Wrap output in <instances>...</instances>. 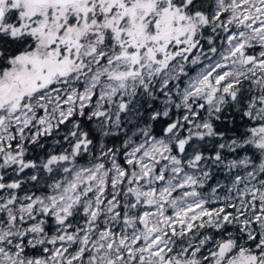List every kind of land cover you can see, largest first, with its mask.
<instances>
[{
    "label": "rangeland",
    "instance_id": "obj_1",
    "mask_svg": "<svg viewBox=\"0 0 264 264\" xmlns=\"http://www.w3.org/2000/svg\"><path fill=\"white\" fill-rule=\"evenodd\" d=\"M2 3L4 10L20 7L11 34L22 32L30 4ZM139 3H129L135 19ZM214 3L210 15L189 12L181 26L220 15L221 44L210 39L207 61L202 54L162 69L152 86L174 82L163 93L150 92L147 79L142 85V74L114 78L92 102L88 89L64 93L61 111L59 103L26 96L13 106L2 92L0 264H264V0ZM77 6H56L47 16L46 5L37 7L34 24L47 20L45 30H55L73 12L72 34H84ZM35 38V55L57 53L46 49L40 28ZM240 48L254 60L244 63ZM126 60L114 50V72L127 68ZM18 61L5 73L22 70ZM198 97L208 100L202 110L192 104ZM85 107L98 118L78 126L75 116ZM232 112L235 128L218 131L214 118ZM155 116L178 123L156 135L159 121L144 124Z\"/></svg>",
    "mask_w": 264,
    "mask_h": 264
},
{
    "label": "flooded vegetation",
    "instance_id": "obj_2",
    "mask_svg": "<svg viewBox=\"0 0 264 264\" xmlns=\"http://www.w3.org/2000/svg\"><path fill=\"white\" fill-rule=\"evenodd\" d=\"M73 2H77V7L83 11L82 17L87 26L84 34H72L70 24L77 17L73 12L66 19V23H62L55 30H51L50 26L45 30V25L47 27L49 22L47 20L38 24L39 27L34 24L41 18L36 16L39 13L34 12L37 7L46 5L43 9L47 16L56 10V6ZM130 2L131 0H25L24 4H30L25 26L22 32L11 34L13 25L19 23L14 18L18 16L20 7L15 3V6H6L4 10L0 0V101L4 91L12 99L13 106L18 107V102L26 96L28 100L33 99L34 103L36 100L43 101L44 105L47 102L54 107L59 103L58 109L61 111L65 106V102H61L64 93L88 89V97L92 102L94 95L104 84L112 83L114 78H128L137 74L144 76L142 85L146 84V79L149 81L152 89L150 92L160 94L163 93L160 91L162 87L167 91L174 83L169 78L157 90L152 86L159 76L163 78L165 73H161L162 69L171 68L178 61L187 60L190 64L197 62L202 54L201 61H207L213 52L209 48L212 44L210 39L216 41L218 46L221 44L219 24L223 18L220 15L212 23H197V26L193 25L189 30L181 26L189 18V12L207 11L210 15L209 10L215 6L214 0H140L137 19L136 8L130 7ZM37 28L47 38L46 49L55 48L57 53L34 54ZM67 30L69 33L66 34ZM89 42L92 43L91 51L85 53ZM114 50L118 51V56L122 59H128L127 68L122 64L121 72H114L113 69ZM72 51L76 53L73 54ZM249 53L254 55L250 50L239 49L242 59ZM13 59L19 60L22 70L5 73ZM130 64L139 67L136 70ZM214 67L215 65L209 68L208 74L211 76L214 74ZM219 67L218 65V69ZM189 69L192 70L193 66ZM90 77L92 80H89ZM230 93L232 96V91ZM213 98L214 93L211 94V99ZM207 101L204 97H198L192 104L198 103V109L202 110ZM87 103L84 102L83 105ZM55 110L56 108L53 113ZM96 114L88 115V107H85L84 111L75 116L78 126L82 125L84 119L91 123L94 119L97 120ZM85 132L80 126L82 136Z\"/></svg>",
    "mask_w": 264,
    "mask_h": 264
},
{
    "label": "trees",
    "instance_id": "obj_3",
    "mask_svg": "<svg viewBox=\"0 0 264 264\" xmlns=\"http://www.w3.org/2000/svg\"><path fill=\"white\" fill-rule=\"evenodd\" d=\"M236 116L237 115L235 114V112H232L230 114H225V115H222L221 114L220 115V119H222L224 122L220 121V119L216 120L214 118V125H215L216 129L218 131H220V132H222V131L226 132L229 129H234L235 127L234 126L232 127L231 124L233 123L235 125V123L236 124L238 123V118H236ZM137 117L138 116H136V118ZM167 120H169V119L168 118L167 119H162V117H160V116L159 117L155 116L152 119L146 118L145 121H144V124L149 127L150 125H153L154 126L159 121L160 124H161V126H162L165 122H167ZM140 121H143L142 120V117L140 118ZM152 131L156 135H158L159 133H162V131H161L160 128H158V129L154 128ZM112 141H113L114 145H116L118 143V139L117 140H112ZM32 250L33 251H38L37 249L36 250L35 249H32Z\"/></svg>",
    "mask_w": 264,
    "mask_h": 264
},
{
    "label": "water",
    "instance_id": "obj_4",
    "mask_svg": "<svg viewBox=\"0 0 264 264\" xmlns=\"http://www.w3.org/2000/svg\"><path fill=\"white\" fill-rule=\"evenodd\" d=\"M252 59H253V55H248V56L244 57V62H245V63H248V62H250ZM176 124H177V121H176V120H172V121L168 122V123L164 126V128H163V132H164V133L169 132V131H170V130H171ZM176 143H177V149H178V151H179V152H183V151H184V147H185V141L182 140V139H178V140L176 141Z\"/></svg>",
    "mask_w": 264,
    "mask_h": 264
}]
</instances>
